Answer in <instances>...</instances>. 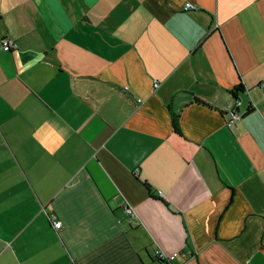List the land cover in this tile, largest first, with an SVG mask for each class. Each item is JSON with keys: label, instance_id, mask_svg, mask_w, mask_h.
<instances>
[{"label": "crops", "instance_id": "1", "mask_svg": "<svg viewBox=\"0 0 264 264\" xmlns=\"http://www.w3.org/2000/svg\"><path fill=\"white\" fill-rule=\"evenodd\" d=\"M3 37L0 264H264V0H0Z\"/></svg>", "mask_w": 264, "mask_h": 264}, {"label": "built area", "instance_id": "2", "mask_svg": "<svg viewBox=\"0 0 264 264\" xmlns=\"http://www.w3.org/2000/svg\"><path fill=\"white\" fill-rule=\"evenodd\" d=\"M193 8H195V6H194V4H192L190 2H186L183 5V9L184 10H191ZM14 47H16V44H15V42H14V40L12 38L3 37L0 40V48L1 49L5 50V51H10ZM153 85L157 86V83L154 82ZM263 95H264V93H263ZM238 105H239V101L236 100L235 104H234V107L230 110V117H229V120L226 122L227 125H229V124L233 123L234 121L238 120L239 118H241L242 114L237 111ZM124 212L127 215H132V213H133L132 209L129 206H125L124 207ZM50 220L52 222V225L56 229L60 228L61 221L57 220L56 216L54 214H50ZM154 256H155L156 259L163 260V261H170V259L173 257V256H169V257L166 256L164 253H162L158 249L154 250Z\"/></svg>", "mask_w": 264, "mask_h": 264}, {"label": "trees", "instance_id": "3", "mask_svg": "<svg viewBox=\"0 0 264 264\" xmlns=\"http://www.w3.org/2000/svg\"><path fill=\"white\" fill-rule=\"evenodd\" d=\"M174 128L177 129V125H176L175 122H174ZM146 186H147V184H146ZM159 261H160V262H165V263L167 262V261H163V260H159Z\"/></svg>", "mask_w": 264, "mask_h": 264}]
</instances>
